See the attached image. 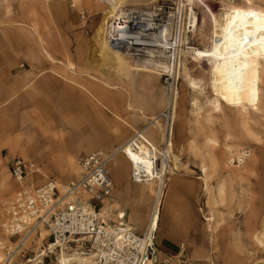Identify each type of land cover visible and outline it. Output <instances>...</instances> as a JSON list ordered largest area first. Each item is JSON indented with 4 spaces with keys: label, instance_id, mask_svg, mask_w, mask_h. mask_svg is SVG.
I'll return each instance as SVG.
<instances>
[{
    "label": "rangeland",
    "instance_id": "obj_1",
    "mask_svg": "<svg viewBox=\"0 0 264 264\" xmlns=\"http://www.w3.org/2000/svg\"><path fill=\"white\" fill-rule=\"evenodd\" d=\"M36 1L48 4V0H33V2ZM64 1H67L68 7L63 10V23L58 22V19H56L55 13L58 10L50 9L49 7L47 10V18H43L42 23H32L35 25L39 35H41V41L48 52H50L49 50L51 49L50 44L53 47L60 45L63 49V53L58 52L54 54L57 57L58 63H50L44 56L40 41H37V39L33 41L34 46L32 47L38 49L40 54H43V64L46 65V70L41 72L40 77L43 78V76L46 75L52 79L54 76L60 75L68 78L69 81L73 79L74 82H78L79 80V84L83 85L82 76L87 78V72H80L77 74L76 72L73 73L72 70H76L77 72L83 71V66L86 67L88 61H94L97 83L101 84V82H99L100 79H108L107 81L112 83L114 87L101 85L108 90H113L115 95H124L128 102L131 98L129 111L131 116L136 119L139 124L138 128L127 140L132 138L135 132L143 131L142 136L148 139L154 147H157L163 152L165 149L167 150L165 156L168 161L167 170L165 175L161 176V179L166 181L165 187H168L167 184L169 181L181 179L184 182V184H181L183 192H190V188L192 187L186 186V184L196 181L194 178L201 179L202 165H207L209 167V164H211L208 168V172H210L209 178L214 179L217 177L219 183L221 181L226 183L224 185L225 188L223 187L224 194L222 201H219L216 206L220 207L224 214L233 207L234 210H238L234 211L232 215L235 225L233 228L223 231L222 235L226 238L223 245L213 244L210 248V256L212 259H209V262H212L208 264H264V226L262 225L264 223V111H261V109L264 110V92L261 93L263 108L261 107L258 111H248V113L243 114V112L240 113L238 109L229 107L225 104H221V108L218 110L212 108L208 102L209 98L212 97L208 86V79H206L207 81L204 80V89L201 90V92H197L198 90L193 89L188 82L189 76L192 77L193 74L195 75L194 77L199 76V72L197 71L199 70L198 64L199 67L207 69L208 61L203 59L199 60V62L194 61L191 55L185 56V59L181 56V59L184 60V63L186 62L187 68H189L187 69V72L189 71L188 77L184 76L183 67L180 68L179 75L178 77L176 76L175 80H167L164 76H155L144 70L134 72L124 71L120 75L100 64L98 56L95 57V52L92 50L93 34L100 23L101 13L109 7L108 1ZM79 1L82 2V9L86 12L83 19L80 18L78 14V11L81 9L76 11L74 6L71 5L73 3L77 5ZM163 1L166 2L165 0H124L122 6L148 7ZM171 1L175 2L173 6H178V4H180V0ZM255 1L261 6V0ZM166 3L171 5L173 2L169 0V2ZM242 3V0H202L200 3L196 2L193 8L197 13L199 20L198 25L194 31L188 32L186 28H184L188 36V44L185 43V46L182 48H185L186 45L199 48L208 45L214 32L213 30L216 28L217 20H219L218 13L222 11V8ZM261 8L264 10L262 6ZM28 26H25L27 30H23L25 33L20 31V29H22L20 26H13V28L17 29L15 30V43L17 46L32 43L28 40L30 36ZM68 35L70 39L61 40L62 36L68 37ZM44 51L46 52L45 49ZM122 53L130 66L136 65L138 60L136 57L127 55L124 52ZM45 54H47L48 57L50 56L51 60H54L55 56H53V58L49 53L46 52ZM30 59L31 58L28 57L27 61L29 62ZM134 59L136 60L134 61ZM23 64L25 65L24 68L27 67L25 73L28 77L30 66L26 63ZM69 67L70 69H68ZM36 72L37 71H34V73ZM262 88V91H264V83ZM175 89L177 91V97L176 101H172L174 105L172 132L170 135H164L162 121L158 116L166 106L167 100H169L168 97L171 94L173 95ZM193 97L197 98V105L193 104ZM102 110L109 116H113L106 109L103 108ZM119 121L122 122V120ZM1 123L2 122H0V124ZM27 123L29 122L24 120L16 121V128L14 132H11V135H15L16 139L13 143H9L8 141V132L0 129V242L3 243H8V239L4 234L2 224L8 216L9 206L14 198L15 192L21 187L22 183H27L28 185L32 184V182H28L32 175L35 177L38 184L40 181L46 180L41 168L40 174L37 172L30 174L22 182H19L10 174L9 162L14 156L20 155L29 157L24 151V140L27 132L23 127ZM168 139L172 141V145L165 148ZM116 150L113 152L114 156L110 164V172L114 181L113 208L117 210V212H124V222L132 226L137 234H141L145 231L146 227H148L149 219L157 203L156 192L158 191V182H160V179H154L155 185L151 186L146 182H132L130 179L132 171L130 162H128L122 153H117ZM242 153L246 155L243 158L245 160V168L241 165L243 164V159L241 162L238 160L239 156H243ZM118 155H120V157L116 159L115 157ZM210 155L212 156V160L214 157V164L211 163ZM228 158H231L230 161ZM76 160L77 157H75L63 170H57L59 174H61L63 180L68 179L76 173ZM157 164L160 165V161ZM55 171L56 170L50 169L51 174ZM159 171L160 167L157 175H161ZM214 171H217V173L213 177L212 174H215ZM45 172L50 173L49 168H46ZM231 172H233L232 174H234V176L229 174ZM253 177H255V180H253ZM57 181L59 182L58 179ZM231 181L232 183H230ZM172 190L173 189H171V191ZM231 190L233 192L231 202H228L226 199L223 200L226 198L224 196H227L226 194ZM178 192L180 195L174 197L172 200L178 207L172 210L168 207L166 193L164 194L159 227L154 242L156 243V240L160 238L162 234H166L165 226L161 222V218L170 214L172 216H185V218L189 219L194 224L195 232H193V236L197 239V243L194 244L193 248L197 249L193 251L197 253V257L193 260H188L181 246L180 248L172 249L173 252L171 253L173 256L161 259L158 261V264H203L200 263L199 260V239L202 236V232H207L208 238L211 241L214 236L212 233L206 231L207 220L202 216L200 204L202 205L206 198L205 196L201 197L199 194L190 196L183 195L180 190ZM149 193L155 194V197ZM249 194L250 196L253 194L255 197L253 198L255 202L254 208L259 212L255 213V222L253 223V220H250V225H248L251 232L255 231L253 239L251 238V241L248 243H242L243 240L241 239L246 237L243 229L240 228L241 231L239 233L237 232V226L242 225L240 221L243 218H238L237 215L243 213V205L247 208L246 199ZM202 207L206 213L208 208H205L204 205ZM228 221H230V219L222 221V224H226ZM251 225L254 226L251 227ZM234 238H238L239 240L234 241ZM49 242L50 238L48 236V231L42 229L40 234H34L28 241L24 242L21 250L15 254L16 256L12 264H36L43 256V254L40 255V253L43 252L45 254L48 251L45 248ZM65 251L69 253L71 250L67 247ZM228 253L232 255L228 256ZM59 255V248L54 249L53 252H47L43 264H57ZM28 258L35 259H32L30 263L27 262ZM232 258L234 261L228 263L227 261H232Z\"/></svg>",
    "mask_w": 264,
    "mask_h": 264
},
{
    "label": "crops",
    "instance_id": "obj_2",
    "mask_svg": "<svg viewBox=\"0 0 264 264\" xmlns=\"http://www.w3.org/2000/svg\"><path fill=\"white\" fill-rule=\"evenodd\" d=\"M66 2L64 0H48V4H44L41 1L33 2V0H0V122H2L0 129L8 132V141L13 143L16 139L15 135H11V132H14L16 128V121L24 120L29 122L23 127L27 132L24 140V151L29 157L20 155L18 157L28 159L37 164V173L40 174L42 170L46 180L43 179L44 181H40L39 184L47 180L58 182L57 179L59 180L58 183H64L78 177L80 169L77 160L75 161L76 173L68 179L63 180L57 170H63L75 157L78 159L92 152L101 151L107 155L113 154L114 150L118 149L133 134L139 124L129 111L131 98L128 102L124 95H115L113 90L106 89V87H114L112 83L107 81L108 79L99 80L106 87L97 83L95 65L92 61H88L86 67L83 66L84 70L87 71L77 72L72 70L73 73L76 72L77 74L87 72V78L82 76L83 85L79 84V80L78 82H74L73 79L69 81L68 78L60 75H56L52 79L46 75L43 78L40 77L41 72L46 70L42 57L45 56L50 63H58L54 54L63 53V49L60 45L53 47L50 44L51 49L49 51L51 53L48 52L41 41V35H39L35 25L32 23H42V19L47 18L48 7L58 10L55 13L56 19H58V22L63 23V10L68 7ZM73 6L76 11L83 8L81 1L77 5L74 3ZM261 6L264 8V0H261ZM15 25L20 26L22 28L20 31L23 33L27 30L25 26L29 25L30 36L28 40L32 43L17 46L15 43V30L17 29L13 28ZM36 39L42 44L44 56L40 54L38 49L32 47L34 46L33 41ZM68 39H70L69 35L68 37H61V40ZM44 49L52 57L55 56V58L53 57L54 60L48 58ZM93 51L95 52V57L98 56L100 64L115 72L114 67L106 64L100 54L95 50ZM28 57L31 58L29 62L27 61ZM23 63L30 66L28 77L25 73L27 67L24 68L25 65ZM34 71L37 72L34 73ZM147 73L151 74V72ZM171 97L172 94L168 97L169 100ZM103 108L113 116L105 113L102 110ZM119 120H122V122ZM119 157L120 155L115 158ZM46 168H49V172L50 169L56 171L51 174V172H45ZM183 179L186 180L185 178ZM30 180L28 182L38 185L33 175ZM194 180L196 181L186 184V186L192 187L190 192H183V187L181 186V184H184L183 180L173 179L171 182L169 181L166 189L167 205L170 210L178 207L172 200L180 195L179 190L183 195L196 196L199 194L201 197L205 196L206 200L202 205L200 204L202 216L206 218L212 215L215 219L214 222H217V226L212 228L207 226L208 221L206 223V231L214 235L212 241L209 240L207 232H202V236L200 235L199 239L200 263L208 264L212 262H209V259H212L210 248L213 244L223 245L226 238L222 233L225 229L234 227L235 221L232 215L234 211L238 210H234L233 207L224 214L220 207L216 206L219 201L221 202V195L224 194V188L223 192L220 189L218 190L220 187L217 177L213 180L208 179V189L210 191H205L204 184L200 178H194ZM253 180H255V177H253ZM227 183L229 184L228 180ZM171 189L173 190L171 191ZM150 195L155 197V194ZM226 195L225 199L231 202L233 197L232 190ZM214 196L215 198L213 199ZM253 198H255L253 194L251 196L249 194L246 199L247 208L243 205V213L237 215L238 218H243L240 221L242 225L237 226V232L241 231L240 228L243 229L246 237L241 239L243 240L242 243L250 242L255 232H251L248 227L250 220H253V223L255 222V213L259 212L254 208L255 202ZM203 205L208 208L206 213L203 210ZM161 219L165 226L166 234H162L156 240V243L154 242L157 250V263L161 259L173 256L171 253L173 252L172 249H177L181 246L188 260L195 259L197 253H194L193 250L197 248L193 247L197 243V239L193 236V232H195L193 222L185 218V216H172L171 214ZM229 219L230 221L226 224H222V221ZM236 240L238 241L239 239L234 238V241ZM229 255L232 254L228 253ZM233 261L232 258V261L228 260L227 262L231 263Z\"/></svg>",
    "mask_w": 264,
    "mask_h": 264
},
{
    "label": "bare ground",
    "instance_id": "obj_3",
    "mask_svg": "<svg viewBox=\"0 0 264 264\" xmlns=\"http://www.w3.org/2000/svg\"><path fill=\"white\" fill-rule=\"evenodd\" d=\"M106 1H108L109 7L102 13L100 23L94 31L93 50L100 54L106 64L114 67L115 72L122 74L124 71L145 70L156 76H167V80H175L176 76L178 77L179 75L181 67H183L184 76H189V71L187 72L189 68H187V64L186 62L184 63L181 56L185 59V56L191 55L194 61L199 62L202 59L208 61L207 69L199 67L198 64L199 70H196L199 72V76L194 77V74L192 77L189 76L188 82L193 89L201 92L204 89V80L208 79L209 90L212 94L208 102L212 108L218 110L221 108V104H225L238 109L243 114L248 113V111H258L261 107L263 108L261 93L264 92L262 91L264 83V10L255 0H242L243 3L238 5L228 4L229 6L223 7L220 13L217 12L219 20H217L216 28L214 27L215 30H213L210 43L202 48L190 45L182 48L185 46V43L188 44V36L184 31V23L189 19V22L193 25L192 30H196L199 20L197 15L195 16L196 12L193 5L196 2L200 3L202 0H181L180 5H178L181 18L179 26L176 18L172 15L164 21V24L160 25L156 23L157 19L160 20L162 18L160 11L157 10L159 7L142 6L140 7L142 10L137 18L126 22L124 25H120L118 27L120 30L118 37L112 40L107 38L109 20L116 19L117 16L125 13L124 5L122 6L124 0ZM120 46L126 48L125 54L138 59L135 66L128 64L123 56V51H120ZM176 97L177 91L175 89L170 100L176 101ZM196 99H193L194 105H197ZM261 111L264 110L261 109ZM173 117L174 111L172 113V120H174ZM138 133V139H135V136L130 138L116 152L122 153L128 162H130L132 172H138L142 176H145L144 181L150 186L155 185L154 179H160L158 191L156 192L157 203L149 219L148 227H146L149 237H152L155 236L156 230L159 227L162 199L167 188L165 187L166 181L161 179V176H164L167 170L168 161L165 158L167 150L165 149L164 152L160 151L148 139L142 136L143 131H139ZM171 145L172 141L168 139L165 148ZM244 156L246 155L243 154V156L238 157L239 162L242 161ZM209 157L211 158V163L214 164V157L213 160L211 155ZM159 161L160 165L157 164ZM244 164L245 160L243 159V164H241L243 168H245ZM210 166L211 164H209ZM159 167L161 175H157ZM209 167L207 165H202L201 167V179L205 191L209 190ZM216 173L217 171L215 174L211 172L213 177ZM232 173L229 174L234 176ZM218 184L220 187L218 190L220 189L223 192L224 182L222 181V183ZM222 195L221 198L223 197ZM118 213L121 217H124V212L119 211ZM206 220L208 221L209 228L217 226V222H214L215 219L212 215L207 216ZM262 225L264 226V223ZM67 247L65 243H61L57 264H72L75 261H78V264H94L93 259L95 255L80 256L79 254L67 253L65 251ZM51 248L54 250L55 247L50 244L49 252H53ZM42 254L44 255L43 252L40 253V255ZM30 261L32 259L27 262ZM40 262L41 258L36 264H41Z\"/></svg>",
    "mask_w": 264,
    "mask_h": 264
},
{
    "label": "built area",
    "instance_id": "obj_4",
    "mask_svg": "<svg viewBox=\"0 0 264 264\" xmlns=\"http://www.w3.org/2000/svg\"><path fill=\"white\" fill-rule=\"evenodd\" d=\"M166 2L152 5L159 7L157 10L162 16L156 23L162 25L172 15L179 26L180 9L173 6L174 1L170 0L173 2L171 5ZM123 8V15L109 20V40L118 37V27L135 20L142 10L135 6ZM78 14L83 19L86 12L81 9ZM192 27L187 19L184 28L189 32ZM125 50L124 46H120V51ZM164 77L167 79V76ZM173 111V102L168 100L159 113L164 135L172 132ZM138 132L132 137L138 139ZM113 156L96 151L79 157V176L64 183L54 180L38 185L22 183L15 192L8 216L2 224L8 243L0 242V264H12L15 254L21 250L28 237L40 234L41 229L47 230L50 238L45 248L47 252L50 244L60 251L61 243H65L73 254L95 255L94 264H158L155 236L149 237L147 228L137 234L132 226L124 222L125 216L121 217L113 208L114 181L110 172ZM9 170L16 180L22 182L30 174L38 172V167L34 162L17 156L10 160ZM144 178L138 172L131 171L132 182L142 183L145 182ZM47 252L42 256L41 264ZM30 259L35 258H28L27 261ZM72 264H78V261Z\"/></svg>",
    "mask_w": 264,
    "mask_h": 264
}]
</instances>
